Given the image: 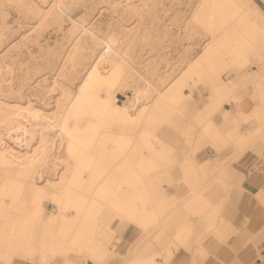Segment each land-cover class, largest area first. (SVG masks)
Wrapping results in <instances>:
<instances>
[{
	"label": "bare ground",
	"instance_id": "1",
	"mask_svg": "<svg viewBox=\"0 0 264 264\" xmlns=\"http://www.w3.org/2000/svg\"><path fill=\"white\" fill-rule=\"evenodd\" d=\"M173 2L169 8L158 2L148 3L146 7L165 11L182 7L181 3H184ZM95 4L90 0H0V57L4 55L6 58L11 48L19 46L26 36L22 35L18 42L4 51L3 46L7 43L5 36L14 29L8 24L12 9L26 11L22 12L26 18L18 25H26L32 33L38 30V38L43 27H52L66 20L72 24L70 35H67L70 43L67 41L66 47H62L64 51L56 54L59 55L55 58L56 68L54 72L50 70V79L54 78L53 82L63 88L59 97L52 95V90L46 92L41 87L46 81L40 79L42 68L30 77L36 83L31 91H35L41 104L32 92L24 94L25 101L3 96L8 89L0 83V232L8 226L7 246L1 248L8 251L6 261L11 263L13 257H33L38 253L42 260L40 264H46L48 256L57 261L62 257L59 264H107V257L112 251L117 252V241L128 227L134 225L140 229L143 238L138 237L132 255L122 264H210L213 257L204 246L206 238L215 235L225 241L228 230L223 226L226 219L224 203L218 204L208 194L211 185L208 179L215 178L224 187L230 186L224 177L228 163L216 160L218 162L212 164L214 170L210 177L206 176L208 179L199 183L192 177L197 170L192 157L198 151V147L193 148V153L181 165V193L167 195L163 184L154 180L165 166L156 161L163 151L158 145L161 139L158 134L161 124L158 122L179 121L180 111L190 104L192 97L189 91H184L185 87H193L191 80L196 75L213 82L214 107L230 100L237 79L247 75L248 81H258L254 97L260 99L261 104L252 114L244 113L239 104L235 110L238 113L233 108L228 114L233 124L242 120H255L259 124L255 130L235 131L232 138L241 149L251 145L253 139L264 141V0H200L193 3L194 14L191 2L188 8L191 9L192 20L211 33L205 34L201 52L191 59L190 55L186 65L185 60L182 63L184 66L180 64L184 67L178 72L180 74H175L173 78L163 76L162 83L149 78L141 70L142 64L140 68L138 63L133 65L139 57L133 55L136 59L132 62L127 47H122L119 35L124 29L118 35L119 30H103L96 24L85 22L83 16L76 18L72 14L76 7L91 6L94 9ZM177 10L176 13L181 15L182 10ZM98 11L102 13L104 9L99 8ZM182 15L178 14V17H185ZM190 19L187 21L185 18L187 22ZM172 20L171 23L174 22ZM195 24L192 25L194 28L197 27ZM175 25L180 28L179 24ZM187 25L183 24L181 28H187ZM190 25L185 31L189 32L190 27L191 31H196L197 28L192 29ZM130 29L126 30V36ZM192 32L189 37L187 34L180 37L184 47L191 42ZM149 34L150 38H154L152 33L145 37ZM197 34L195 32L194 35ZM163 38L160 39L161 44L166 40ZM126 40L131 41L129 37ZM186 40L190 41L187 43ZM189 51L186 50L187 53ZM184 53L183 56L186 55ZM252 56L257 57L260 70L251 66L252 71L246 72V68L253 63ZM142 63L146 65L144 61ZM233 71H237L236 76L224 78V74ZM168 73L171 76L174 74ZM62 80L65 83L60 84ZM49 86L53 89L54 85ZM128 86L133 89V95L129 94ZM120 91L127 97L122 103L118 95ZM236 98L240 102V96ZM50 99L54 100V106ZM201 122L205 131L210 132L214 124L205 119ZM149 124L156 126L147 128ZM190 135L193 133H185L187 139ZM54 144L58 151L51 161L48 156ZM146 148L150 156L145 153ZM209 165L211 159L202 168L206 169ZM49 168L55 169L54 172L51 173ZM46 199L53 201L55 208L54 212L44 217V211L37 209ZM176 215L182 216L181 224H174L168 230L167 221ZM116 218L125 223L119 230L114 226ZM40 223L41 228L38 227ZM167 232L169 243L165 249L147 254L160 244ZM195 251L198 256L193 255ZM73 253L84 257H74ZM160 257L164 259L159 260Z\"/></svg>",
	"mask_w": 264,
	"mask_h": 264
},
{
	"label": "rangeland",
	"instance_id": "2",
	"mask_svg": "<svg viewBox=\"0 0 264 264\" xmlns=\"http://www.w3.org/2000/svg\"><path fill=\"white\" fill-rule=\"evenodd\" d=\"M90 1L93 4L96 3L93 6L94 9H92L91 6L89 8L86 6H81V8H77V7L74 8L72 10L73 13L72 12L71 13L76 18L83 16V19L85 20V22H88V23L90 22L91 24L93 23L94 25L96 24V26H99L103 30L104 29L109 30V28L115 29L117 31L119 30L118 35L121 30L123 31L124 29L126 31L127 29L129 30L131 27L130 31H128L130 32L128 34H130L131 36L130 35L128 36V34L126 36L127 31L121 32L122 35L121 34L119 35L120 37L119 40L121 41L120 43L122 47L124 46L127 47L126 50H128L129 53L132 55L131 61L132 59L134 60L135 58L133 57V55L136 56L137 58L138 57L140 59L142 58L140 62H137L139 58L136 61L134 60V62L132 61L133 65H135V63H138L139 65H137V67L139 66L138 68H140L142 64L141 70L144 71V73L147 74L149 78L151 77L155 78L156 83H162L164 79L166 78V76L173 78L177 74H180L178 72L182 71L181 68H184L183 67L184 64H182L184 63V60H185V65H186L190 61L189 59H191V57L192 58L196 57L203 49L205 34L211 33L208 29L202 27V25L197 23V21L192 20L193 15L191 14L194 12L193 11L194 4L196 2H199L200 0H192V1L191 0L190 1L177 0V2L183 1L184 3H181L182 7L178 6L180 7V9L176 7V9L172 8L171 9L172 11L170 9L165 10V11L164 10L162 11L152 10L150 9V7H146V4L148 3L152 4L154 2H158L159 4L161 3L162 5L166 4V6H168L169 8L170 4L174 3L173 0H102V1L101 0L100 1L90 0ZM191 2H192V5L190 6ZM189 6L192 9V13L189 11L191 10L188 8ZM99 8L104 9V11L102 13H99L98 11ZM177 8L179 10H177ZM12 10L13 12L12 14H10L8 18L10 21V23L8 24L12 25L14 29L12 30L11 33L9 32L5 36L6 37L5 42L7 41V43L3 46V48L5 47L4 51L8 49L10 46H12L14 43L18 42L21 39L22 35H26V36L23 39L24 41L19 43V46L17 45V47H13L15 51L13 50V48H11L12 51L10 50L8 55L6 54L5 56L6 58H4V55L3 57H0V59L2 58L1 60H3V61L0 60V83L5 84L4 88L8 89L4 91V94L6 95H3V96H9L8 98L10 99L11 96L14 97L15 95L16 97L14 98L11 97V99L16 98L18 100L20 99L22 101H25L26 97L24 96V94H28V93L31 94L30 92H32L34 97H36V100H38L39 97L37 96L35 91L34 92L31 91L32 90L31 88L36 83H34V79H30V77H34L37 69L39 70L40 68H42L40 70L42 74H39L41 75L40 76L41 78L40 77L39 78L44 79L46 81H43L41 87L43 89H46V92H48V90L49 91L52 90V93L51 92L50 93L56 97H59V95L63 92L62 90L63 88L61 89L60 87L61 85L58 86L59 84H55L53 82L54 78L52 80L50 79V76L52 78V72H50V70L54 72V68H56L57 63L55 62H57L56 61L57 59L55 60V58H58L57 56H59L56 54H59L58 52L61 50L64 51L65 48H62V47L64 46L66 47L67 41H69L68 43H70L69 36L67 38V35L68 34L70 35L69 31L71 30L70 28L72 27L71 22L69 20H66V21H63L62 23L55 24L52 27L50 26H47L46 28L43 27L40 29L41 35H40V38H38V32H37L38 30L32 33L31 30L27 29L28 27H26V25L24 24L18 25L19 22H23L24 19L26 18L25 16L26 11L24 10L17 11L20 9L16 10V8L15 10L14 9ZM176 10L178 12L182 10V13L184 15H182V13L181 15L185 17L179 18L178 14L179 16L181 15L180 13L177 14ZM22 12H25L24 15ZM187 14L191 16V19H190V16L187 17L188 16ZM0 16L2 17V15ZM174 17L175 18L178 17L177 19L179 20L175 19ZM170 18H172L173 20ZM185 18L187 21L188 19H190L193 21L194 24L196 23L197 25L196 24L195 25L197 27L196 26L195 27L199 30H197L196 28L192 26L194 25L193 23H191L190 25L189 24L190 20L189 22H187ZM181 19L183 20L181 21L182 23L177 22V21H180ZM0 20H2V18H0ZM171 20L174 21L176 24H179L180 28L178 27V25H175L174 22L171 23ZM187 23L188 25L193 27L192 29H196V31L192 30L194 31L192 32L191 27H190L189 32H186L185 29L188 28ZM124 24L126 25V28H123V26H125ZM183 24L187 25V28L184 26V28L182 29L181 27L183 26L181 25ZM169 26H171L172 28ZM144 27H146L147 29L146 28L144 29ZM168 27L171 29H168ZM141 29L143 32L141 31ZM170 30L171 32H169ZM201 31H204V32L201 33ZM205 31L207 33H205ZM42 32L44 35L42 34ZM141 32L144 34L142 35ZM159 32L161 35L160 34L158 35ZM190 32H192L191 38H190L191 42L188 43L190 40H186L188 44L186 45V47H184L181 44L182 42L181 38L183 37V35L185 36L186 34L188 35L186 36L189 37ZM195 32L196 34L198 33L197 34L198 36L194 35ZM148 33H152L151 35H155L154 38H150L151 37L150 34L148 35L149 38L148 36L145 37V35ZM139 35L142 37L139 38ZM135 36H137V39ZM128 37H129V40H131L129 42L128 40H126ZM155 37H158V38L155 39ZM162 37H164L165 39L168 37V40L174 39V41L170 40L169 42L167 39H166L167 41L166 40L164 41L163 40L164 38H163L162 39L163 43L161 44L160 39ZM192 37L194 39H192ZM32 38L35 39V42L37 41V43H35ZM121 38L123 39L121 40ZM138 38H139V42H138ZM38 39L40 41H38ZM124 40L127 41V43ZM147 40L148 41L150 40V42L148 43ZM158 40H159L158 42L159 44L156 43ZM179 40L180 42H178ZM123 41H124V44L122 43ZM125 44H127V46ZM93 45L94 44H91V46ZM165 49L166 51H164ZM189 49L190 51L187 53L186 50H189ZM192 50L194 52H192ZM4 51L2 53H4ZM62 51L60 53H62ZM183 53L188 56L186 55L183 56ZM143 56L144 57L147 56V58L145 57L146 60L143 58ZM143 61H144V64L146 65H143L142 63ZM147 62L149 64H147ZM252 62L253 63L246 68L247 69L246 72L252 71L251 66H254L255 69L258 71L260 70L259 69L260 66L256 63L257 57L252 56ZM150 63H151V66H150ZM180 64H182L183 66H181ZM172 67L175 68V69L173 68V71H172ZM176 68H177V71H176ZM146 69H148L149 74L146 72L147 71ZM46 70H48L49 72ZM168 71L174 74H172L171 76V74H169ZM174 71L177 73H175ZM153 72L155 73L154 75H153ZM156 74L159 78L156 76ZM162 74H165V75H162ZM236 74H237V71H233L231 73L229 72V73L224 74V78L229 79L232 76L233 77L236 76ZM248 77L249 76L247 75H243L242 77H239L237 79L238 83L236 87L234 88L233 92L230 94L231 95L230 100L228 101L233 102V106L235 110L238 108V104H239L238 102L239 100L238 98H236L238 95H241V96L245 95V92L248 90L249 87H252L254 92H257V89H256V86L258 83L257 79L254 80L250 78L251 80L248 81L249 79ZM157 78L158 80H156ZM193 79L191 80L192 82L191 86L193 87L186 86L184 90L186 92L189 91L188 93H191L192 97H191V101L189 102L190 104L185 105L184 108L179 113L181 120L179 119L177 123H168L164 120L158 122L159 124H161L159 126L160 128L157 127L159 128L158 134L160 135V138H161L159 140L160 143L158 145H160V148H162L163 151L162 153H160L161 157L156 159V161H158L159 163H162L165 166L162 168L160 173H157L160 175L159 176L157 175V177H155L154 180H156L157 184L159 182L163 184L164 186L163 189L164 188L167 189V195L169 196H172L173 194L179 195L181 193L180 191L182 189L181 181L183 179L181 177V173H182L181 165L184 163V161L187 158H189L187 157L188 155L183 152V149H191L190 154H189L191 155L193 153L192 149L198 147V152L197 154L194 155V157H192V159H195L196 157H198L199 160L201 161L205 159H211L213 157L214 158L225 157V160L229 166L238 169L239 171L246 174V176L249 178L253 175L260 174L261 173L260 170L264 169V142H262L260 139L259 140L253 139V142H255L256 144L251 142L250 146H247L244 149H241V147H239L238 145L234 143L233 138H232V134L235 131H239V130L243 131L244 128L249 129L250 127H252L253 124H259V122L255 120H250V121L242 120L238 122V124H233L230 126L228 125L218 126L217 121L215 120L217 118V115L220 113L221 107L211 106V103L216 100L215 90H214L215 88H214L213 82L209 78L200 79L198 78V75H196V78H193ZM65 81L67 80L65 79ZM65 81L62 80L60 84H63V82L65 83ZM245 82H247L248 84L247 83L245 84ZM44 83H46L45 84L46 87ZM244 84L245 86H243ZM47 85L48 86L54 85L52 86L53 89H51V87L50 86L48 87ZM21 88H22L21 90L22 93H20L21 91L19 90ZM13 89H15V91H11ZM127 90H129L128 92L130 95H133L134 92L132 91L133 89L131 87ZM118 93H119L118 95L120 98V102L121 103L124 102V100H126L127 98L126 95L123 93V91H120ZM143 95L145 96L146 94H143ZM18 96L20 97L18 98ZM53 99L55 100V97ZM53 99H50L49 101L53 104V105L51 104L52 106H54V103H55ZM256 101H257V106H260L261 100L256 99ZM38 103L41 104L39 100H38ZM235 113H238V112H235ZM203 118L211 120L213 124L219 127V129L222 131L225 137V138L224 137L222 138L224 140V144L220 145V142L215 140L214 137L204 136L203 131H201V127H198L200 126L199 124L200 120ZM155 126H156L155 124H149L147 125V128H153ZM187 132H196L197 134L190 135V138L187 139L185 137V133ZM156 140H158V138H156ZM58 143L60 144V142ZM143 147H146V146H143ZM248 150H253L256 154H258L259 157H252V158L243 157L244 154ZM57 151H58L57 145L51 148L49 156H48V157H51L50 158L51 161L54 160V156L57 153ZM144 151L147 154V156H150L151 153L148 150V148L144 149ZM248 158H251V160L253 161V165L250 166L252 168L249 167L250 169L246 165H244V161L247 160ZM202 169L203 168H197V170L193 172L194 174L192 173L193 180H196L199 183L204 182L206 179H208L206 177L201 176L204 174ZM54 170L55 169L51 168L50 172L53 173ZM208 183L211 184L210 187L211 186L213 187L216 185L224 186L223 183H221L218 179H215V178H209ZM256 184H257L256 185L257 187L264 186V182H258ZM184 190L186 193L188 192V189L186 187ZM248 191L251 192L253 190L249 187H246L242 192H240L238 188H234L231 191L230 199L226 201L225 203L224 211L226 214V223L227 224L229 223V228H230L229 230L231 231L228 241L224 244L219 245L218 240L214 236H208L206 238L205 243L207 247L211 249L213 252H215V254L219 255L220 252H222L225 248L228 247V248L233 249L234 251H238L240 249L256 250L257 255L259 257L264 258L261 255V250L262 251L264 250V225L263 224L255 225V223L253 222L254 220H252V218L257 217L260 222H264V204L259 200V196H258L259 194L257 192L255 193V191H253V193H248ZM246 202L254 203L255 207H258L255 211L257 213L256 215H249V217H246L244 214L243 215L241 214L243 212L240 209L241 205ZM29 208L33 209V207H29ZM53 208H55L54 202L51 201L50 199H46L43 201L42 205L37 210L39 211L40 209V211H44L43 216L46 217L52 211L54 212ZM193 216L195 215L193 214ZM181 218L182 216L176 215L175 217H172L169 221H167L168 226H169L168 230H170V228H172L174 224L175 225L181 224L180 222ZM193 218H197V217H193ZM114 226H116V230H119L123 226H125V223L120 218H116L114 222ZM38 227L41 228V223L38 225ZM139 231L140 229L138 227L132 225L126 229V232L121 236L119 240L116 239V241L118 240L117 241L118 252L112 251L111 255L108 256L106 259L107 264H122L128 256L132 255L133 253L132 250L136 242L138 241V237H140V239L143 238V236L140 235ZM168 235H169L168 232L165 233V238L160 242V244H158L154 250L148 251L147 254L153 251H157V250H164L165 247L169 243ZM196 236L198 237V235ZM193 238L195 239L194 236ZM242 238H244V240L240 242ZM182 250L187 251L185 248H182ZM79 254L80 253H73V256L77 258L84 257ZM193 255L198 256L199 254L197 253V251H195ZM215 257H214V260H216L217 258ZM59 258L58 260L62 261V257H59ZM158 259L162 260L164 259V257H160ZM59 261L55 259L54 264H59ZM90 262L92 261L90 260Z\"/></svg>",
	"mask_w": 264,
	"mask_h": 264
},
{
	"label": "crops",
	"instance_id": "3",
	"mask_svg": "<svg viewBox=\"0 0 264 264\" xmlns=\"http://www.w3.org/2000/svg\"><path fill=\"white\" fill-rule=\"evenodd\" d=\"M255 93L256 92H254L252 87H249L248 90L245 92V95H243V96L239 95L240 99H241L239 102V105L241 106L242 110L246 114L253 113V111L257 108V101H256L257 98L254 97ZM232 105H233V102L226 101L223 105L219 106V107H221V110H220V113L217 115V118L215 120V121H217L218 126L233 125V123L231 122V117L228 114V111L234 110V112H235V109H233L234 106H232ZM211 106H213L212 103H211ZM204 119L205 118L200 120V122H199L200 126H198V127H201V131H203L204 136L214 137L215 140L220 142V145H222L221 141L224 144V141L222 140L224 135H223L222 131L219 129V127H217L214 124L213 127L211 128L210 132L205 131V129L203 128L204 123L201 122ZM205 120L211 121L208 119H205ZM257 126H258V124H253L252 127H250V128L252 130H255L257 128ZM246 129H248V128H244L243 131H245ZM243 131H241V132H243ZM192 133L194 135L196 132H192ZM261 141L264 142L263 140H261ZM253 143H255V142H253ZM257 144H259V143H257ZM190 151H191V149H183V152L187 155L190 154ZM197 152H196V154H197ZM243 157H251L252 158V157H259V156L253 150H248L244 154ZM251 158H248L247 160L244 161V165H246L248 168L253 165V161L251 160ZM207 160L208 159L201 161V160H199L198 157L193 159L197 168H202V166L205 164V162ZM216 160H218L220 163H221V161L226 162L225 157H216V158L213 157V158H211V165H209L208 167H205L206 169H202V171L204 173L203 175H201L202 177H206V176L210 177V173L214 170L212 168V164L215 162L216 163L218 162ZM250 168H252V167H250ZM260 171H261L260 174L253 175L249 178L246 176V174L239 171L238 169L227 165L226 169L224 170V177L228 180V182L230 183V186H228V187H224L223 185H218V186L216 185L213 187L209 186L207 192L209 195H212V198L215 202H217L218 204L224 203V206H225V203H226V201H228L230 199L231 191L234 188H238L240 190V192H242L246 187H249L253 191H255V193L257 192L259 194L258 195L259 200L264 204V186H258V187L256 186L257 185L256 183L264 182V169L260 170ZM253 191H251V192L248 191V193H253ZM257 208L258 207H255L254 203H248V202L243 203L241 205V208H240L241 211H243L241 214L242 215L244 214L246 217H249V215H256L257 213L255 211ZM252 220H254L253 222L255 223V225H260V224L264 225V222H260L257 217L252 218ZM1 221H2V218H0V223H1ZM223 226H225L226 229L228 230V233L226 234V240L225 241L221 240L218 236L211 235V236H214L218 240L219 245L226 243L229 239L230 234H231V231L229 230L230 229L229 223L228 224L226 223V219H225ZM7 230H8V226L3 228V232L2 231L0 232V243H1L0 244V264H40V263H42L40 255L38 253H36L33 257H31L30 255L26 256L25 258L24 257H13L11 263L7 262L6 259L9 257L8 251L1 249L2 247L6 248V246H7L6 245V243L8 241ZM243 240H244V238H242L240 242H242ZM2 243H4L3 246H2ZM204 246L209 251L211 256L213 257V260L210 264H264V258L259 257L257 255L256 250L240 249L238 251H234L233 249L227 247L222 252H220V254L218 255V254H215V252H213L211 249H209L205 242H204ZM117 252H118V248H117ZM261 255L264 257V250L263 251L261 250ZM214 257L216 258V260H214ZM54 260L55 259L53 257L48 256V258L46 260V264H54Z\"/></svg>",
	"mask_w": 264,
	"mask_h": 264
}]
</instances>
